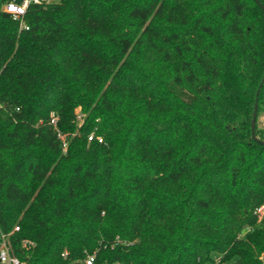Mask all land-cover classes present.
I'll return each mask as SVG.
<instances>
[{
	"label": "trees",
	"instance_id": "trees-1",
	"mask_svg": "<svg viewBox=\"0 0 264 264\" xmlns=\"http://www.w3.org/2000/svg\"><path fill=\"white\" fill-rule=\"evenodd\" d=\"M8 1L0 240L11 252L27 264L89 253L264 264V142L250 130L264 0H55L27 8L28 28ZM255 134L264 141L257 118Z\"/></svg>",
	"mask_w": 264,
	"mask_h": 264
},
{
	"label": "built area",
	"instance_id": "built-area-1",
	"mask_svg": "<svg viewBox=\"0 0 264 264\" xmlns=\"http://www.w3.org/2000/svg\"><path fill=\"white\" fill-rule=\"evenodd\" d=\"M55 0H28L27 5H25V0H20V1H15L11 0L8 1L4 4V9L5 11L13 14L14 18H19L21 19L23 15L26 13L27 8L30 5H41V4H47ZM10 5H14L15 8L17 9L16 11H11L9 9ZM23 8V12L19 11V9ZM20 27L21 28H28L25 22L23 20H20ZM49 122L55 127L56 122H57V117L54 115V113L50 114V119ZM56 128V127H55ZM57 130V129H56ZM58 136L62 139L63 141V149H66V141L64 140V134L61 133V131L57 132ZM92 135L88 136V139H92ZM98 141H102V138L97 137ZM264 211V205L259 206L256 209V213L260 215ZM15 230H18L19 227L15 226ZM10 248V243L8 241V238L4 235H2L1 240H0V264H27V261L19 258L17 255L11 252ZM67 252H63L62 255L66 256ZM219 261V257L214 258V263H217ZM78 264H96L95 263V254L94 253H89L87 254Z\"/></svg>",
	"mask_w": 264,
	"mask_h": 264
},
{
	"label": "water",
	"instance_id": "water-1",
	"mask_svg": "<svg viewBox=\"0 0 264 264\" xmlns=\"http://www.w3.org/2000/svg\"><path fill=\"white\" fill-rule=\"evenodd\" d=\"M260 6L262 8H264L262 5H260ZM263 81H264V73H263V76L261 78V81H260V83L258 85V88L256 90V95H255V100H254V106H253V112H252V117H251V120H250L251 137L255 141L259 142V143H263L264 141L257 138V136L255 134V123H256L257 109H258V94H259V90H260V87H261Z\"/></svg>",
	"mask_w": 264,
	"mask_h": 264
},
{
	"label": "rangeland",
	"instance_id": "rangeland-1",
	"mask_svg": "<svg viewBox=\"0 0 264 264\" xmlns=\"http://www.w3.org/2000/svg\"><path fill=\"white\" fill-rule=\"evenodd\" d=\"M257 123L260 127H263L264 128V114H260L258 117H257Z\"/></svg>",
	"mask_w": 264,
	"mask_h": 264
},
{
	"label": "clouds",
	"instance_id": "clouds-1",
	"mask_svg": "<svg viewBox=\"0 0 264 264\" xmlns=\"http://www.w3.org/2000/svg\"><path fill=\"white\" fill-rule=\"evenodd\" d=\"M27 2H28V0H25V5H27ZM9 9L11 11H16L17 10L14 5H10ZM23 10H24L23 8L19 9V11H21V12H23Z\"/></svg>",
	"mask_w": 264,
	"mask_h": 264
}]
</instances>
